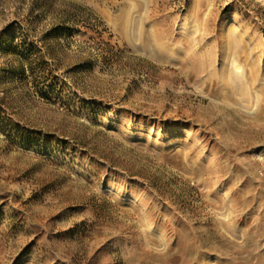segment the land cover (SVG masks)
<instances>
[{
  "label": "rangeland",
  "instance_id": "374dc122",
  "mask_svg": "<svg viewBox=\"0 0 264 264\" xmlns=\"http://www.w3.org/2000/svg\"><path fill=\"white\" fill-rule=\"evenodd\" d=\"M0 264H264V0H0Z\"/></svg>",
  "mask_w": 264,
  "mask_h": 264
},
{
  "label": "bare ground",
  "instance_id": "6f19581e",
  "mask_svg": "<svg viewBox=\"0 0 264 264\" xmlns=\"http://www.w3.org/2000/svg\"><path fill=\"white\" fill-rule=\"evenodd\" d=\"M182 39V38H181ZM186 39V38H185ZM184 40V39H183ZM184 42H185V40H184ZM196 52V51H195Z\"/></svg>",
  "mask_w": 264,
  "mask_h": 264
}]
</instances>
